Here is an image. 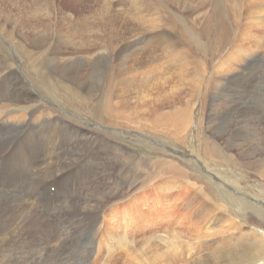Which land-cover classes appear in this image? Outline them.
I'll return each instance as SVG.
<instances>
[{"label":"rangeland","instance_id":"rangeland-1","mask_svg":"<svg viewBox=\"0 0 264 264\" xmlns=\"http://www.w3.org/2000/svg\"><path fill=\"white\" fill-rule=\"evenodd\" d=\"M26 1L29 3L33 2L35 10L39 11L42 0ZM81 1L83 3L82 5L81 3L76 5V3L79 2L77 0H56L55 3L58 6H62L63 4V10L68 11L71 15L70 20L72 19L76 22H88L90 25H99V27L95 30L91 27L86 29H74V31L79 33H88L89 35L91 33L90 36L93 41L87 37L90 44H87L85 40L86 44L83 43L84 41H81V46L80 42L75 43L79 40V38L73 36L72 39L74 40H71L74 43L71 41L68 43L65 33L68 32L69 29H65L66 26L61 23L63 20L59 17L57 28L49 32L54 34V36L50 38L53 40H50V45L47 46L49 55L44 53L42 54L43 57L38 58V60L42 59L40 60L41 62H46L49 58H55L54 56H56L57 58L53 60L56 62L53 64L58 66V60L61 63H64V59L59 58L60 55L61 57L68 56V58H76L81 55L82 57L80 56V58H82L84 63L82 64V67L84 72L88 73L87 77H79L78 79L76 77L73 78L71 77V72L64 74V70L62 73L59 69H54L49 73L45 68L46 65L44 63L37 64H41L44 67L42 69L39 68L29 57L26 58L25 54H27L28 51H37L36 47L31 45L30 42L25 41L26 39H24V43L28 46L26 50L21 48L16 50V48L9 46L11 41L0 39V70L5 68V65L11 64L10 62L12 61L14 50L21 53L27 62L25 67L31 71L35 70L36 80L33 81V84L47 82V84L52 83L63 88L61 96H59L53 88V94L56 93L58 97H60L56 104H58L60 100L62 101L60 108H58L59 111H55V113H60V115L63 114L64 116L77 115L74 118L82 120V123H86V120L88 121L89 118H93L94 120L96 119L90 115L92 114V110L87 107V103L83 100V96L86 95L85 93H87V95L98 93L100 87L91 92L84 91V93L83 90L80 89L81 84L88 82L87 84L90 86L96 87L97 84L100 85L101 81L102 83L106 82V77H111L110 73L114 75L119 73V70H113L111 68L109 62H107V70L104 66H98L97 63L102 61L103 57L94 61L95 57L91 56V53L99 50L103 51L105 50L104 48H107V50H113L116 48V51H107L109 54L107 61H110L112 64L113 59L115 65L121 66L122 69H125L123 61H130V58L135 57V52H142L143 56L146 57V59L144 58L145 61L142 63L144 64L146 62V65H143L144 67L139 70L140 73H138L140 75H137V77L139 79L142 77L145 80L147 76V73L145 72L149 70V68L154 69L151 79L155 80L153 85H160L163 87L164 94H166L162 95L159 99H165L169 102L174 99V102L172 104H165L166 111L168 113L166 112V114L162 116L158 114L156 115L152 109L158 108L159 106H157V103L152 100V97L157 93V91L153 95L147 96L144 87H141L144 91L138 90V93H135L137 110L139 113L146 115L152 124V126H147L149 131H142L145 135H148L149 138H145L143 136V142L138 140H136V142H132L129 139H121V142L127 145V147L137 155V160L135 161L136 164L133 163L130 167L124 165V169L121 172L122 175H126L130 178L129 180L133 182L134 186L132 190H130L132 194L127 197V194L124 193V190L126 189L125 186L122 187L117 184L116 188H114L117 195L115 198H111L108 201L106 206L107 213L102 219L101 227L97 229L90 227L87 219L86 221L84 220L83 223H79L72 219L74 217L73 206L69 196H71L72 189L75 184L82 180L86 182V185L82 186L84 189L82 190V194H87V189L88 187L90 188V186H87L89 185L88 179H79V177L76 178L77 176H74L77 173L76 172L69 178L62 180L61 183L55 179L57 182H51V185L43 187L42 185L45 184L41 181L44 177L42 173L45 171L43 166L38 168V171L42 174L38 177H35V175L33 177L32 172L28 173V175L27 173H24L25 175H21L19 172H15L13 174V167H11V169L8 168L9 164L14 161V153H12L11 158L9 157L7 161L0 165V206L6 209V211H0V213H6L5 220L7 221L4 240L7 239V236L8 239H11L8 243H2L3 238L0 233V264H34L36 260L43 264L41 253L36 252L35 247H39L41 250L51 251L52 246H59L60 248L56 249V252L60 254V257L64 256L66 258L67 264H152L151 261H153V264H185L189 261V264H193L192 258L189 257L187 258L188 260L186 259V262L181 261L179 259V254H175L177 251L169 250L168 247H165L166 244L170 246L169 244L173 242L171 239L175 238L178 240H176V243L181 247L183 246V252L188 250L189 247H192L194 248V252H199L198 255L203 253L204 257H212L211 254L215 251L217 246L221 245V243L225 244V250L228 249L233 252H235L236 247H239L240 245L245 250L251 246H257L258 244L256 242L254 243V241L257 239H260L261 241L262 239L264 240V221L259 216L258 212L254 210V206L261 208L262 215L264 216V176L260 175L261 173L258 168L263 164L260 160L263 161L264 155L261 156L257 154V156L256 154H251L250 152L249 157L245 160L241 157V154L243 151L246 152V150L254 151L258 148L261 149V142L264 140V120L261 119L262 116H264V58H260L264 57V51H262L264 48L260 49V55L258 53L260 57L253 59L249 65L251 72L249 75L251 77L249 75L237 76L234 74L232 75L234 78L223 81V84H219L216 82V79H218L217 76L220 73L217 69V72L212 70V79H206L209 81L207 84L210 85V87L207 86L208 89L206 91L202 90V85L200 86L199 81L196 84L195 81L191 82V79H188L189 77L181 74L182 71L186 74L188 70L184 69L180 62L181 60L183 61L184 58L180 51L185 50L188 55L194 56L196 60L199 59V63H195L197 71H203L204 68H210L207 66V60L204 57L203 59L199 58V53L204 51V54L206 51L207 58H210L212 53L211 51H214L217 56L221 54V52H218L219 47L216 41L217 37H220V35L222 37L224 32H221L219 29V31H217V28L220 25L223 27L222 22L220 21L221 19L218 18L221 17V14H224V17H227L225 19L227 24L229 19L233 18L232 25H234V28L236 27L241 31V33H244V30H248L246 22L248 21V18L251 17L250 8L237 9L240 6H236L237 8L232 9L234 0H219V2L218 0H197L195 3L185 5L182 8H176L173 4H168L167 2L168 8H171L170 13H179V19L176 21L173 19L172 21L169 20L163 25L158 24L156 21L158 13L162 11H160V7L156 5L160 4V2H156L154 0H150L149 3L151 5L145 2H136L137 0H80V2ZM46 5L49 9L53 10L52 0H46ZM144 7H146L145 10H143ZM140 10L143 11L140 12ZM103 11L105 12L103 13ZM96 12H100L104 18H101L100 14L97 16L95 14ZM235 13H238V19L242 18V22L240 21L237 25H235ZM96 17L99 18L96 20ZM150 18L153 22L148 21L145 25H139L142 26L143 30H146V28H152V30H155L154 35L151 34V37L156 38L155 40L151 37L146 39L143 38L139 30L133 31L135 30V24H137L138 21ZM217 22L220 24H217ZM148 23L150 24L148 25ZM207 24L210 25L211 30L209 29L206 31L208 29L206 28ZM51 26L54 27V25ZM154 26L158 28L156 29ZM44 27L45 25H41L40 29L48 31V29H45ZM160 27L162 28L161 30H159ZM110 28L114 30L115 35L110 33ZM27 29V32L31 33V30L28 27ZM262 30H264V26L262 27ZM98 31L101 32L99 36H97ZM68 33H70V31ZM192 33L194 36H197L196 33H198V38L200 37L199 41L205 49L202 48L201 50V47H198L194 40L191 39L194 37L191 35ZM207 34L209 36H207ZM28 37L29 39L27 40L31 41L32 36ZM174 37L176 38L174 39ZM131 39H136L139 43L135 46L136 49L133 48V52L135 51L134 56L130 58L127 57L128 59H125L123 58L124 56L122 57L117 55L121 47H124L126 42ZM148 39H150V41ZM4 41H6V43ZM165 41H169V43L172 44V50L170 52L165 47ZM104 43L110 44L106 46ZM88 46H93L88 48V50L90 49V54L87 53L89 56L87 54H80V52L84 53V50H80L82 49L81 47L86 48ZM101 47H103V49ZM43 48V46L42 48L39 47V49ZM137 49L139 50L136 51ZM237 49L240 51L239 47H237ZM77 50H80V52ZM182 53H184V51ZM35 54L38 57L39 54ZM75 54L80 55L77 56ZM127 54L128 51H124V53H122V55L125 56ZM237 54L238 52L236 49L232 50L231 54H229V57L233 55L231 57L233 65L235 59L237 58ZM211 60L215 59L212 58ZM129 61H125V63H127V67H129L131 62ZM157 62L158 64L156 65L155 63ZM162 62H164V64H162ZM200 62L202 63V66ZM75 67H77V65ZM93 67H95V69H93ZM236 69H238L237 66ZM21 72L22 70L19 72V78H21L20 81L25 84L28 82V79L25 77V74ZM189 72L195 71L192 70ZM46 76H48L47 79ZM173 78H176L177 80ZM221 78L222 76H220V79ZM121 79L123 81V78ZM199 79L202 80V77L199 76ZM229 84L230 86H228ZM181 85L184 86L182 87ZM180 90H183V92L181 93ZM185 90L186 92L184 93ZM205 92H207V95H205ZM103 95L104 94L102 93L101 96ZM173 95H175V97H173ZM197 100H199L200 103L202 102V104H200ZM140 101L142 104H138ZM182 101L184 103H182ZM179 102L180 104H178ZM197 102L198 104H196ZM181 104L184 105L182 106ZM93 106L94 108L99 107L98 105ZM93 106L91 108H93ZM197 106H201L203 111L202 116L199 119V124H191L190 128L185 132H183V128H185V126L183 125V122H181L183 119L177 120L171 117V120L169 121L170 113L178 115V113L182 110L189 109L187 111L190 114L193 112L194 108H197ZM43 111L44 110L41 112ZM236 114L239 117H237ZM84 115L86 117H84ZM98 123L100 122L98 121ZM257 123H261L262 126ZM57 126L59 132H61V129L64 131L70 130L64 124H57ZM143 127H145V125ZM143 127L135 129L141 131ZM75 129H72V131L70 130L71 136L74 134L73 132H76ZM192 130L196 131L194 137L189 135L188 138L185 137V134L192 132ZM5 132L8 133L6 127L0 128V142H5L3 140L17 134V131H13L10 136H3ZM31 132L33 133L30 135L28 134L24 142H19L20 145H24L23 147H26L25 145H30L27 143V140L29 137L33 138L34 136L35 142L31 145H34L36 150L49 149V147L52 146V144H48L52 142V140H50V142L47 141V144L44 143L43 145L41 136L45 135V137L49 136L48 138H51L50 136L54 135V131L50 134L49 131H47V133L44 131L39 134H35V130L30 129L25 134ZM146 132H149L150 134H147ZM31 140L32 139H30L29 142ZM6 145L9 147L10 144ZM6 145L4 143L2 144L3 151L6 149ZM28 149H30V147ZM9 151L10 150L6 151L5 154L8 155L7 153ZM52 152L49 153V158ZM226 152L227 154H225ZM1 154L2 153L0 152V156ZM119 154L120 153L118 152V155ZM212 155L215 156L216 159H214ZM141 158L145 161L148 167L143 165L142 162H139ZM166 162L169 164H177L182 170L188 173V176H184V172H182V174L180 173L182 176H179L180 174H178L177 176L174 175V177H164V175L159 171L163 167L167 166ZM24 163H26V161H21L20 166H24ZM255 164H257V167ZM15 167L13 168L14 171L17 169V166ZM145 170L149 171L146 172ZM65 174L67 173L65 172L63 175L65 176ZM196 175L197 177H195ZM16 178H20L19 181ZM35 178L39 189L46 190L48 193L44 195L34 189L33 184ZM112 178H115V176ZM10 180L14 182H11ZM9 181L11 184L8 183ZM71 181L72 183H75L74 186L71 185ZM167 182L170 185H174L175 188L168 190L166 188L160 189L161 184H166ZM7 183L9 187H6ZM144 195H146V198ZM48 197H51V199L48 200ZM202 202L206 203L204 208L205 213L208 212V216L199 213L204 206V204L202 205ZM144 203H146V206ZM66 207L69 208L66 209ZM57 211H60L59 215H57ZM196 212L197 215L195 216L194 213ZM245 212L248 213L245 214ZM216 214H221L224 217V220L218 223L219 225L215 224L216 218L209 221L211 219L210 217H212V215L216 216ZM221 215H219V217H221ZM77 217L80 220L82 219V216ZM208 228L211 230H208ZM16 229L18 230L17 235L11 238L8 234ZM33 229L34 233L32 232ZM117 230L121 234L122 241L126 247H112L110 250L106 249V245L112 246L113 240L111 235ZM48 231L52 234L53 240L51 242L46 240L38 241L39 239L46 237ZM155 233L170 237L167 238V236H165L163 238H154L151 241H147L149 235ZM207 235L209 236L208 238H206ZM130 239L138 241L135 246L132 245L129 247L127 240ZM244 241L248 243L246 246H244ZM144 246H146V248H143ZM159 247L161 251L159 250ZM161 247L163 249H161ZM16 248L17 250L20 249L17 253L20 255L23 252L25 258H18L17 261L14 257H12L14 254L16 255L14 251ZM150 248H153L154 251ZM143 249H145V251ZM152 251L155 252L156 255L153 254ZM86 255L91 256L87 258L86 262H83V259H86ZM211 260L212 259H210V261ZM257 260L261 263L256 262L253 264L263 263L261 258ZM208 261L209 260L207 259V262ZM46 264L57 263L50 261Z\"/></svg>","mask_w":264,"mask_h":264},{"label":"bare ground","instance_id":"bare-ground-1","mask_svg":"<svg viewBox=\"0 0 264 264\" xmlns=\"http://www.w3.org/2000/svg\"><path fill=\"white\" fill-rule=\"evenodd\" d=\"M52 1H53V5H52L53 10L49 9L47 7L46 0H42V3H40L39 11H36L33 2L29 3L26 0H0V39L11 41L9 46H11L12 48H16V50L19 48H21L23 50L27 49L28 46L24 43V39H26L25 41L30 42V44L33 45L34 47H36V49H37V51H34V50L28 51V53L25 54L26 58L29 57L31 59V61L36 63V65L39 63H44L46 65L45 68L48 70L49 73L54 69H56V70L59 69V71L62 73L64 70V74H67V72H71L72 73L71 77H73V78H75V77L77 79L79 77L85 78V77H87L88 73L84 72V70H83L82 64H84V63H83L82 58H80V56H81L80 54H87V53L90 54V52H89L90 49L88 50V48L90 46H88L86 48L81 47L82 49H80V50L81 51L84 50V53H81L80 50H77L80 52V54H78L80 56L75 54L78 56L76 58H73V57L68 58V56H66V55H65L66 57H61V55H60L59 58L64 59V63H61L58 60V62H57L58 66L53 64L56 62V61H53L55 58H57L56 56H54L55 58H53V57L49 58L47 60L48 62L47 61L41 62L40 60H42V59L38 60V58L43 57L42 54H44V53H47L49 55V53L47 51L48 50L47 46L50 45V40H53L50 38H52L54 36L53 33H49V32L51 30H54L57 28V22H58L59 17L63 20V22H61V23L66 26V28L65 27L64 28L67 30L69 29V31H70V33H68L69 31L68 32L65 31L68 43H70V41L73 42L72 40H74V39H72V37L75 36V37L79 38V40L75 43L80 42V44H81V41H84L83 43H85V40H86L87 44H90L89 40H87V37L93 41V39H91L92 37L90 36L91 33H90V35L88 33H79V32L74 31V29H86L88 27H91V28H93V30H95L99 27V25H92V24L90 25L88 22H80V21L76 22V21H73L72 19L70 20L71 15L68 13V11L63 10V8H62L63 4H62V6H58L55 3L56 0H52ZM77 1H79V2L76 3V5H79L80 3H81V5L83 4L82 1L81 2H80V0H77ZM154 1L160 2V4H156V5H158L160 7V11H162V12L158 13V15L156 17V21L158 22V24L164 25L169 20L172 21V19H173L176 21L177 19H179V17H178L179 13H176V12H174L173 14L170 13L171 8H168L167 2H168V4H173L176 8H182L185 5H190L192 3H195L197 0H154ZM136 2H141V3L145 2L148 4L150 2V0H137ZM218 2H219V0H218ZM102 3H104V2H102ZM74 5H75V3H74ZM162 5L165 7H163ZM236 6H240V7L237 8ZM80 7H82V6H80ZM187 8H188V6H187ZM235 8H237V9L250 8L251 17L248 18V21L246 22L248 30H244V33H241V31L238 28H236V27L234 28V25H232V19L233 18L229 19V22L227 24V21L225 20L227 17H224V14H221L222 18L219 17L218 19H221L220 21L222 22L223 27H221V25H220L217 28V31L220 30L221 32L223 31L224 33H223L222 37H221V35H220V37H217V41H216V43L219 47L218 52H221V54L219 56H217L214 51H211L212 53H211L210 58H207V54H206L207 52L206 51L204 54H203L204 51L202 53H199L197 51L200 55L199 58L203 59V57H204L207 60V63H206V64H208L207 66H209L210 68H208V69L204 68L203 71H200V70L197 71V67H195V63H197L199 61V59L196 60V58L194 56L188 55V53L185 50L180 51L181 55L184 57L183 61L182 60L180 61L181 66L184 67V69L188 70V72L186 74H184L183 71L181 72V74L189 77L188 79H191V82L195 81L196 84L199 81L200 86L202 85L201 88L203 91H206L208 89V87H210V85L207 84V83H209V81H207V80L212 79V75H213V72H211L212 70L216 71V69H217V71L220 73L217 76L218 79H216L217 80L216 82L219 84H223V81H227L228 79L234 78L232 76L234 74H236L237 76H240V75L248 76L249 74H251L250 66H249L251 61L253 59H255L256 57H260L259 51L261 48H264V30H262V27L264 26V0H234V5H233L232 9H235ZM145 9H146V7H144L143 10H145ZM143 10H140V12ZM104 12L105 11H103V13ZM95 14L97 16H98V14H100L101 18L102 17L104 18V16L100 12H96ZM139 14H141V13H139ZM89 16H91V15H89ZM216 16H217V14H216ZM83 17H88V16H83ZM98 18L99 17H96V20ZM234 18L236 19L235 25L239 24L240 21L242 22V18L238 19V13L234 14ZM148 21L153 22V20L150 18V19L140 20L137 22V24L138 25L139 24L145 25L146 22H148ZM218 23L219 22H217V24ZM137 24H135L136 28L133 31L139 30L140 34H142L143 38L146 39V38L151 37V34L154 35L155 30H152V28H146V30H143L142 26H140V25L138 26ZM149 24L150 23H148V25ZM41 25L42 26L45 25L44 28L48 29V31L44 30V29H40ZM51 25H54V27H52ZM27 27L31 30V33L27 32V30H28ZM154 28L157 29L158 27L154 26ZM206 28H208L206 30V31H208L211 27L209 24H207ZM232 28H234V29H232ZM161 29L162 28L160 27L159 30H161ZM213 30H215V29H213ZM110 31H111L110 33L112 35H115V32H114V30H112V28H110ZM100 34H101V32L98 31L97 36H99ZM196 34H197V36H194L192 33L191 35L194 37H192L191 39H193L194 42L197 44V46L201 47V50H202V48H204V47L202 46V43L199 41L200 37L198 38V33H196ZM208 34H207V36L210 35V34L209 35ZM112 35H111V37H112ZM28 36H32L31 41L27 40V39H29ZM217 36H218V34H217ZM233 37H235V38H233ZM151 38H153V37H151ZM175 38L176 37H174V39ZM136 39L135 40H132V39L128 40L126 42V45L124 47H121V49L119 50V53L117 55L122 56V57L124 56L123 58H125V59H128L127 57H129V58L133 57L134 52H135V51L133 52V48H135V46H137L139 44L138 40H136ZM155 39L156 38H153V40H155ZM148 40L150 41V39H148ZM148 40H146V41H148ZM4 42L6 43V41H4ZM5 43H4V45H5ZM164 43H165V47L170 52L172 50V48H171L172 44H170L169 41H165ZM109 44H105V45L108 46ZM42 46L44 48L39 49V47L42 48ZM81 46H82V44H81ZM99 46H101V45H99ZM91 47H93V46H91ZM237 47L240 48V51H238ZM101 48L103 49V47H101ZM138 48H140V47H138ZM104 49L105 50H103V51H101V50L96 51V52L92 51L93 53H91V56L95 57L94 61L97 60L98 58L103 57V60L97 63L98 66H100V67L104 66V67H106V70H107V62H109L111 65V68L113 70H119V73L116 75L110 73L111 77H106V80H105L106 82L102 83V81H101L100 85L97 84L96 87L90 86L89 84H87L88 82L81 84L80 89H82L83 92L84 91L91 92V91L97 89L98 87H100L98 93L92 94L93 96L91 94L87 95V93L84 92L86 95L83 96V100L87 103V107H89V109L92 110L91 111L92 114H90V115L96 119V120H94L93 118H89L88 121L86 120V123H82L83 122L82 120L74 118L77 115L64 116L63 114L60 115V113H55V111H59L58 108H60V105L62 103V101L60 100V102H58V104H56V102L59 101V98H60V97H58V95L61 96V94L63 93V88H61V86L59 87L58 85H55L52 83L47 84V82H45V83L43 82L41 84H33V81L36 80L35 70L31 71L30 69H27V67H25L27 62H26V59L23 58L21 53L14 50V53L12 55V61L10 62L11 64L5 65L6 67L0 70V128H3V127L7 128L8 133L5 132V134L3 136H10L13 131H17V134H15L14 136H10L8 139L3 140L6 143L0 142V145H1L0 146V152L2 153L0 156V165L3 164L5 161H7L9 157L11 158L12 153H14V161H12L8 167L11 169V167L14 168L15 166H17V169L15 171L12 168L13 174L15 172H19V173H21V175H25L24 173H27V175H28V173L32 172L33 177H34V175H35V177H38V176L43 174L44 177L41 180V181H43V183H45L44 185H42L43 187L51 185V182L56 181L55 179H57L58 182L61 183L62 180L69 178L70 176H72V174H74L76 172L77 173L74 175V176H77L76 178L79 177V179L80 178L88 179L89 185H87V186H90V188L88 187V189H87L88 192H87V194H84V195L82 194V190H84L82 188V186L86 185L85 181H83V180L78 181L77 184L72 183V181L70 182L72 186H74V184H75L74 188L72 189V194H71L72 197L69 196L70 201L72 202L71 204L73 206V216L74 217L72 219H74L75 221H77L79 223H83V221L84 220L86 221V219H87L90 227L96 228V229L100 228L102 225L101 224L102 219L105 217V215L107 213L106 206L108 204V201L111 198L112 199L115 198L117 195V192L114 190V188H116L117 184L122 186V187L125 186L126 189L124 190V193L127 194V197H129L132 194L130 190H132V188L134 186L133 182L130 181L129 180L130 178L127 177L126 175H122L121 172L124 169V165L130 167L131 164H133V163L136 164L135 161L137 160V157H136L137 155L133 151H131L127 147V145L123 144L121 142V139H125V140L129 139L132 142H136V140L143 142L144 141L143 136L145 138H149V136L145 135V133H143L142 131H149L147 126L148 125L152 126V124L150 123V121L146 115H144L143 113H139V111L137 110L136 102H135L136 101L135 100V93H138V90L144 91V90H142L141 87H144L145 93L147 94V96L153 95L157 91V93L152 97V100L157 103L156 104L157 106H159L158 108L152 109L153 112L156 113V115L158 114V115L162 116V115L166 114L167 111H166L165 104H172L174 102V99L171 100L170 102L165 100V99H162V100L159 99L162 95H166V94H164V88L163 87H161L160 85H157V86L153 85V82L155 80H151V79H152L154 69L149 68V70H147L145 72V73H147L145 80L142 77L140 78L141 80L137 77V75H140L139 70L144 67L143 65H146V62L144 64L142 63L146 59V57L143 56L142 52H139V53L135 52V57L130 58L131 62L129 60H125L127 62L128 61L130 62L129 67H127L126 66L127 63H125V61H123L124 62L123 66H125V69H122L121 66H117L114 64L113 59H112V64L110 61H107V59L109 57L108 52L116 51V48H114L113 50H107V48H104ZM234 49L237 50L238 54L236 55L237 58L235 59V62L233 65V63H232L233 60H231V57L233 55H231V57H229V54H231V51ZM138 50L139 49H137L136 51H138ZM124 51L125 52L128 51V54L126 56L122 55V53H124ZM183 51H184V53H182ZM262 51H264V49ZM197 52H195V53H197ZM35 53L39 54L38 57L36 56ZM101 53H104V54H101ZM258 53H259V55H258ZM212 58H214L215 60H211ZM260 58L262 59L264 57H260ZM164 62H162V64H164ZM155 64L157 65L158 62ZM162 64H159V65H162ZM76 65H77V67H75ZM37 66L41 69L44 68L41 64L37 65ZM201 66H202V63H201ZM236 66L238 67V69H236ZM95 67H93V69H95ZM172 67H173V65H172ZM222 68H224V69H222ZM20 70H22L21 73H24L25 77L28 79V82L25 84L22 83V81H20V79H21V78H19L20 77V73H19ZM192 70L195 72L197 71V72L196 73L195 72H189ZM93 73H94V71H93ZM132 73H134V74H132ZM199 76L202 77V80L199 79ZM220 76H222L221 79H220ZM44 77H45V74H44ZM120 77L123 78V81ZM47 78H48V76H46V79ZM109 78H110V80H109ZM203 78H204V80H203ZM173 79H176V78H173ZM171 80H172V78H171ZM211 83H212V81H211ZM228 86H230V84ZM193 87H191V88H193ZM53 88L58 93V95L56 93L53 94V91H54ZM245 88H244V90H245ZM193 91H194V89H193ZM180 92L182 93L183 90L182 91L180 90ZM185 92H186V90L184 91V93ZM102 93L104 94L103 96H101ZM199 93H201V92H199ZM175 94H176V92H175ZM258 94H260V93H258ZM258 94H256V95H258ZM205 95H207V92H205ZM94 96H99V97H94ZM173 97H175V95H173ZM200 99H202V98H200ZM194 100H192V101H194ZM222 100H223V98H222ZM258 100H260V99H258ZM141 101L138 104H142ZM183 101H182V103H184ZM187 101H188V99H187ZM197 101L200 103L199 100H197ZM198 102L196 104H198ZM52 104H53V106H52ZM178 104H180V102ZM200 104H202V102ZM93 105H98L99 107L94 108ZM221 105H223V104H221ZM92 106H93V108H91ZM201 106L200 107L197 106L196 109L194 108L193 112L190 114L187 111L189 109L182 110L180 113L176 112V113H178V115H174L173 113H170L169 121L171 120V117L174 119H177V120L183 119V120H181V122H183V125L185 126V128H183V132H185L186 130H188L190 128L191 124H199V119L201 118L202 112H203ZM184 107H186V106H184ZM261 107H262V105H261ZM42 110H44V111L41 112ZM261 110H263V109H261ZM227 111H229V110H227ZM252 112H253V110H252ZM84 117H86V116L84 115ZM237 117H239V116L237 115ZM214 119H216V118H214ZM261 119L264 120V116H262ZM256 120H258V119H256ZM98 121L100 123H98ZM167 123H169V122H167ZM57 124H59V125L64 124L71 131H72V129L76 128L75 129L76 132H73L74 134L72 136H71L70 130L64 131L61 129V132H59L57 129L58 128ZM260 124H258V125H260ZM144 125H145V127H143ZM195 126H197V125H195ZM261 126H262V124H261ZM141 127H143V129L141 131H138L137 129H135V128H141ZM153 127H154V125H153ZM263 127H264V121H263ZM60 128H61V126H60ZM30 129L35 130V134H39V133L44 132V131H46V133H47V131H49V134H50L54 131V135L50 136L51 138H48L49 136L45 137V135L41 136L42 137L41 140L43 142V145H44V143L47 144V141L50 142V140H52V142L48 143V144H52V146L49 147V149H37L36 150L34 145H31L33 142H35L34 136H33V138L29 137L27 140V143L30 145H25L26 147H23L24 145H20L19 142H22V141L24 142L27 138V135L28 134L30 135L33 133V132H31V133L25 134ZM168 129H170V128H168ZM162 130H164V129H162ZM159 131H160V129H159ZM263 131H264V128H263ZM218 132H220V131H218ZM188 133L185 134V137L188 138V135L194 137L196 131L192 130V132H188ZM147 134H150V133L148 132ZM163 135H165V134H163ZM166 135H167V133H166ZM261 135H262V133H261ZM139 138H142V139H139ZM261 138H263V137H261ZM30 139H32V140L29 142ZM188 140H190V139H188ZM230 141H231V139H230ZM3 143L5 145L10 144L9 147L6 145L8 148L6 147V149L4 151L2 150V144ZM27 147L28 148L30 147V149H28ZM252 149H253V146H252ZM8 150H10L9 151L10 153L8 152L7 153L8 155H6L5 153ZM50 152H52V154L49 158L48 155ZM118 152L120 153L119 155H118ZM250 152H251V154H256V155L258 154L261 156L264 155V140L261 142V149L258 148V149H255L254 151L246 150V152L243 151V153L241 154V157L246 160V158L249 157ZM177 154H178V152H177ZM223 154H224V152H223ZM225 154H227V152ZM213 158L216 159L215 156H213ZM202 159H204V158H202ZM21 161L22 162L26 161V163H24L25 164L24 166H22V165L20 166ZM260 161L263 164L260 167H258L259 172L261 173L260 175L264 176V158H263V161L262 160H260ZM139 162H142L143 165L148 167V165L145 163L144 160H142V158L139 160ZM166 164H167V166L163 167L159 171L160 173H162L164 175V177L165 176L174 177V175L177 176L180 173L182 174V172H184V174H183L184 176H188V173L186 171L182 170L177 164H175V163L169 164L168 162H166ZM255 165L257 167V164H255ZM42 166H43V169H45V171L41 174L38 171V168L42 167ZM215 170H216V168H215ZM145 171L148 172L149 170H145ZM65 172L67 174H65V176H64L63 174ZM7 173H8V170H7ZM181 174L179 176H182ZM14 176H12V177H14ZM113 176H115V178H112ZM195 177H197V175ZM6 178H7V176H6ZM16 179H18V178H16ZM19 179H18V181H19ZM10 181L8 183H10ZM11 182H14V181H11ZM8 183L6 184V187H9ZM33 186H34V189L38 190L41 194L45 195L46 193H48V192H46V190L39 189V186L36 182V178L34 180ZM42 186H40V187H42ZM165 188L168 190L171 188H175V186L170 185L168 182L166 184H164V183L161 184L160 189H165ZM16 190H17V188H16ZM145 194L148 195L147 193H145ZM146 195H144L145 198H146ZM160 195H161V193H160ZM127 197H125V198H127ZM50 199H51V197H48V200H50ZM207 203H209V202H207ZM203 204H204L203 209L200 210L199 213L203 214V215H207L208 212L205 213V208H204L206 203L202 202V205ZM250 204H251V201H250ZM144 205L146 206V203H144ZM206 207H207V205H206ZM68 208L69 207H66V209H68ZM254 208H255L254 210L258 212L259 216L264 221V216L262 215V209L255 207V206H254ZM208 209H209V206H208ZM0 211H6V209H4L3 207L0 206ZM247 213L248 212H245V214H247ZM59 214H60V211H57V215H59ZM194 214L196 216L197 212ZM221 214H216V216L212 215L213 218L210 217L211 219L209 221L216 218L215 224L222 222L224 220V217ZM263 214H264V212H263ZM219 215H221V217H219ZM77 216H82V219L80 220ZM207 216H206V218H207ZM226 216H227V213H226ZM5 218H6V213L1 212L0 213V233H1L2 238H3L2 243H8L11 240V239H8V236H7V239L4 240L5 239V237H4L5 231H6V227H7V221L5 220ZM212 227H213V225H212ZM210 228H211V226H210ZM208 230H211V229L208 228ZM32 232L34 233V229L32 230ZM17 233H18V230L16 229V230L10 232L8 235H10V237L13 238V237H15V235H17ZM165 236H167V235H165ZM165 236L163 234H156V233L151 234V235H149L147 241H151L154 238H161V237L163 238ZM111 237L113 240L112 241L113 244H112V246L106 245V249L110 250L112 247H122V248L126 247L122 241V236L118 232V230L115 231V233H113L111 235ZM169 237L170 236H167V238H169ZM208 237L209 236L207 235L206 238H208ZM174 239H171V241H173V242H171V244H169L170 246H168L165 243L166 244L165 247H168L169 250L177 251V253H175V254H179V259L181 261L186 262V259L189 257V258H192L193 264H241V263L253 264V263H256L259 261L257 259L261 258V260L263 261L262 264H264V240L263 239H262V241L260 239H257L256 241H254V243L256 242L258 245L257 246L256 245L251 246L250 248H248L246 250L243 249V247L241 245L240 246L238 245L239 247H236L235 252L228 250V249L225 250L224 249V248H226L225 244L221 243V245H219V246L216 245L217 248L211 254L212 257H204L203 253L198 255L199 252H197V253L194 252L193 251L194 248H192V247H189V248L187 247L188 250L183 252L184 251L183 246L181 247L180 245H178L176 243L178 240L177 239L174 240ZM41 240H46L48 242H51L53 240V236L48 231L46 237L39 239L38 241H41ZM164 240H166V239H164ZM136 242H138V241L135 239L127 240L129 247H131L132 245L135 246ZM229 242H231V241H229ZM229 242H227V243H229ZM250 242H251V240H250ZM180 243H181V241H180ZM246 244H248V243L245 242V245L244 244L243 245L246 246ZM181 245H182V243H181ZM200 246H201V244H200ZM17 248H19V247H17ZM17 248L14 250L16 255L14 254L12 257H14L18 261V258H20V259L25 258V255L23 252L19 255V253H17V251L20 249L17 250ZM58 248H60V247L59 246H52L51 251H45V250H41L39 247H35V250H36V252L41 253V259H42L43 264H46L50 261L57 263V264H67L66 258L64 256L60 257V254H58L56 252V249H58ZM139 248H141V247H139ZM143 248H146V246H144ZM150 249L153 250V248H150ZM161 249H163V248L161 247ZM199 249H200V247H199ZM143 250L145 251V249H143ZM156 250H157V248H156ZM159 250H160V247H159ZM130 251H132V250H130ZM153 254H155V252H153ZM89 256H91V255H86L85 256L86 259H83V262H86V260ZM139 257H140V254H139ZM209 258L212 260L210 261ZM136 259H138V258H136ZM207 259L209 260L208 262H207ZM143 260H144V258H143ZM151 262L153 264V261H151ZM1 263H2V261H1ZM189 263H190V261L186 262L185 264H189ZM258 263H261V262H258ZM34 264H41V263H39L36 260V262Z\"/></svg>","mask_w":264,"mask_h":264}]
</instances>
